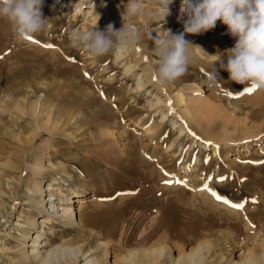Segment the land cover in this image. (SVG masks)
Instances as JSON below:
<instances>
[{"label":"rangeland","instance_id":"obj_1","mask_svg":"<svg viewBox=\"0 0 264 264\" xmlns=\"http://www.w3.org/2000/svg\"><path fill=\"white\" fill-rule=\"evenodd\" d=\"M127 2L128 0H44L42 11L44 18L49 19V27L44 33L32 37V40L37 41L36 43L31 42L29 39H19L10 23L0 19V103L2 101L0 105V155L2 156H0V163L10 164V167L1 176L4 191L10 196L11 189L19 190L17 210L23 212L22 219L35 216L40 223L46 217V212L42 209L41 204L36 205L25 196V185L27 183L31 185L35 179L40 180L39 177H32L30 170L24 169L23 159L29 146V142L26 141L28 140L26 135L30 133L27 124L28 117L12 115L7 111V106L4 107L3 104L5 102L13 105L14 102L24 100L25 104L29 105L42 99L44 102L46 101L47 106L50 102L48 107L55 120L56 118L68 120L72 116L79 124L76 125L77 128L68 127L69 132L72 133V136L74 135L72 143L68 140L61 141L59 138L56 142V132L53 138H49L50 135L43 134L41 138L35 140L34 146L39 149V154L48 150L52 152L56 146L57 148L59 146V151H61L56 152L57 154L52 156L50 161L56 168L63 164V166L68 167L65 168V173L60 172L61 175L57 173L59 176L54 175L53 177V175L46 173V177L42 179L41 185L46 187L50 179L56 177L58 188L69 189L70 194L67 195V198L74 197L70 202L64 199L62 201L63 195H59V189L56 190L57 187H54V204L58 206V210L72 205L74 217L77 221L80 218L87 219L88 216L91 217V215L103 212L106 215L103 216L104 221L102 222L104 228L111 223H118L116 240L120 237L119 235L123 234L124 237H127L131 232V240L134 238L133 241H137L142 228H148L149 217L147 215L143 216L144 213L141 216L140 212L135 209L137 207L135 195L142 189L147 191L151 188L156 191L160 185L149 184L148 179L152 174L155 180L160 179L161 176L163 179L168 178L162 173V170L168 168L169 171L172 170V172L170 171L171 180L172 178L175 179L174 176L177 174L179 178L186 182V185H181V187L175 184L169 185L170 187L168 186V189L165 190L166 194L163 195L167 197L165 199L172 201L180 195L181 204L194 208V204L200 202L201 198L197 196L196 192H193L192 186L197 188L203 182H206L211 189L219 191L223 197L232 203L243 205L241 209H230L231 212L234 211L241 217L240 224H236L239 228L233 233V237L229 235V231L234 214L226 213L221 207H215L209 213L217 224H226L216 226L213 230L223 234L220 242L226 246L220 245L223 247L220 249V251L222 250L220 253L227 260L232 262L233 259L237 262L240 253L245 252L250 247V245H247L249 243L247 239H243L247 234L246 227L249 228L250 236L264 237V90H254L250 94H246V90L251 88L227 82L228 73L219 70L218 64L215 67L218 69L219 78L225 82H222V85L218 84L210 87L207 72L211 71V65L216 58L212 57L213 60L209 63L198 62L199 58H194L187 74L172 85L175 91L182 93L185 106H187L192 118L191 122L194 124L193 128L200 139L195 140L190 133L183 132L184 135L180 134L179 127L172 126L171 122L168 121L179 111L178 107L176 106L175 112L172 111L165 120L161 121V112L165 111V107H161L162 110L160 111L157 108L158 106H153V102H156L158 96V94L152 95L156 93V89L152 85L141 90L137 88V75L140 74L141 67L153 70L155 65V57L150 49L157 31L169 29L176 33L183 31V17L181 18L179 3H173L170 6V12L163 21L153 22L147 15L151 11L149 3L143 0L145 15L136 21L143 31L142 40L138 46L142 62L138 68H132L131 72L126 73L125 70L132 58L124 56L115 61L116 54L114 53L94 58L82 48L73 47L68 38L69 32L73 29L79 28L82 31L90 29L96 22L95 15L99 16L98 29L103 30L109 24H112L115 29H119L122 26L120 13ZM77 5H81L79 10L75 9ZM226 32V27L217 21L213 30L202 35H188L186 37L199 48L203 46V51H205L204 47L208 45L206 51H211L213 56L222 54L225 49L234 45V39L230 38ZM49 44L52 45L51 48L45 47ZM198 84H201L207 90L203 91L204 89H202L200 92L196 88ZM148 91H152V93L150 94ZM159 96L161 95L159 94ZM27 101H29L28 104ZM65 114H68V116L65 117ZM108 122H110L109 125ZM150 122L153 126H159L156 128L155 133L147 136L143 128ZM103 123L106 125L103 126ZM100 124L103 126L101 129ZM15 125L24 127V132L20 138L24 142L21 143L22 145L14 139V135L19 132L14 128ZM248 129L254 131L255 135L246 137L245 133ZM101 131L104 134L103 138L99 137ZM11 133L14 135L12 136ZM161 133V136L166 134V138H157ZM128 134L130 138L134 134L132 137L137 141L136 146L139 148L130 158L122 157L123 161L121 159L119 161L121 148L118 147L122 146L123 139ZM153 137H156V139H153ZM130 138H126V140ZM50 139L56 140L54 141L55 145L50 144ZM98 141L100 144L97 143ZM153 142L159 143L156 151ZM57 143L60 145H56ZM95 144L97 147L99 146V149H102V153L109 154L110 157L118 160L120 166L118 165V168L114 167L115 174L107 170L108 167L99 164L101 163L99 156L102 154L100 155L99 151H95L97 148ZM247 145L250 146L248 151H242L243 147ZM140 146H143L142 148L149 155L158 159L157 161L160 160L161 163L154 162V159L149 160L146 155L141 153L143 149ZM47 147H50L51 150ZM87 147L90 148V151L87 150ZM139 149L140 153L137 151ZM168 149L170 151H167ZM117 150H119V156L116 153ZM91 152L97 153L98 156ZM140 156L146 158V161H150L149 166H142ZM95 157L98 159H95ZM29 159L27 163L30 164L31 162L32 164L34 158L29 157ZM47 160L49 159H46L45 162ZM90 160L94 162L92 163ZM97 160L100 162L98 163ZM74 162L76 163L74 164ZM170 165L171 167H169ZM81 166H83L84 172L86 167L91 166V173L90 171H86V174L81 173ZM92 166L95 170L92 169ZM22 169L24 171L22 177H20L19 174ZM150 169L154 173L152 170L150 172ZM94 173H97L98 177ZM69 174L72 178L67 176ZM91 178L96 182L93 183ZM88 183H93L95 186L93 187ZM73 190L81 193L82 196L75 197V194L71 193ZM182 192H185L183 193L185 196ZM193 194H196V196L194 197ZM48 195V192L43 194L42 204L47 205ZM149 195L148 193L146 197H149ZM76 199L82 200L80 209L79 204L75 203ZM148 199H151V197L144 200L147 207H149L151 201ZM201 207L200 210L206 212L207 206L203 205ZM194 210L192 209V211ZM241 211H247L249 215L247 221ZM17 215V212L12 213L9 218L10 222L5 223V225L3 223L0 227V231H3V235L0 233V245L5 242V245L10 248L9 254L11 256L18 255L24 247L30 250L29 246L31 244L30 237L27 238L25 246L21 245L18 239L8 238L7 241H4L6 233L9 232L15 237L20 236L19 231H15L12 227V224L17 220ZM74 230L65 226L55 217L44 226L40 236V240H43L41 244L44 247L40 250L45 253L52 246L60 244L63 239L64 241L70 239H78L79 241ZM38 231H41L40 225L36 229H31L30 234L34 237ZM234 242H239L240 245L236 244L233 249L232 244ZM101 243H105V241ZM194 246L196 245H188L186 251ZM109 247L106 260L111 263L114 261L113 245H109ZM173 254L176 256L177 252L174 251ZM97 255L100 256L101 253L99 252ZM0 264H9V259L2 253H0Z\"/></svg>","mask_w":264,"mask_h":264},{"label":"bare ground","instance_id":"obj_2","mask_svg":"<svg viewBox=\"0 0 264 264\" xmlns=\"http://www.w3.org/2000/svg\"><path fill=\"white\" fill-rule=\"evenodd\" d=\"M114 1H116V0H114ZM145 1L149 3V0H145ZM175 3H177V4L179 3L178 6H181V0H174V4ZM81 5L75 6V9L79 10V8H81ZM116 12H117V10H116ZM119 13H120V11H119ZM98 14L100 15V12ZM181 18H182V15H181ZM141 30H142V28H141ZM142 33H143V31H142ZM185 38L187 39V37H185ZM187 40H189V39H187ZM204 44H206V43H204ZM207 46L204 47L205 51H203V52L208 56H212L211 51H209V50L206 51ZM202 48H203V46L200 49H202ZM213 48H215V47H213ZM139 52L140 51H139V48L137 46V47L132 48V49H130L124 53L116 54V57H115L116 60L115 61H117L118 59H121L124 56L128 57V58H132V60L129 61L128 65L126 66V70H125L126 73L131 72L132 68H134V67L138 68L142 62V58L139 56L140 55ZM192 56H193V59L199 58L198 62H203V63L204 62L209 63L211 60H213L212 57H203L196 49L192 50ZM137 77H138L137 78V88L139 90L147 88L149 85H152L154 87V89H156V93H154L152 95L155 96L158 94V96L156 97V99H157L156 102L155 101L153 102V106L154 107L158 106L157 108L160 111L162 110L161 107L164 106L165 111H166V112L165 111L161 112V116H162L161 121L165 120L167 115L170 114L172 111L175 112V107L177 106L179 111L174 114L173 118L168 119V121L171 122L172 126L179 127L180 134H182L183 132L184 133L186 132V133H190V135L193 136V138H195V140L200 139L196 135V131L193 128L194 124H192V122H191L192 118H191L190 112H189L187 106H185L184 98H183V95L180 91H175L172 84L167 86V87H161L156 82V80L154 79L153 71L150 70V68L148 69L147 67H141V72H140V74L137 75ZM196 88L200 92L202 91V89H204L203 91L207 90V89L203 88V86L201 84H198V86ZM148 92H150V94L152 93V91H148ZM159 94L161 96H159ZM6 102H8V101H6ZM28 102L29 101H27V104H28ZM45 102L42 99H40L39 101L32 102L29 105H26L24 100H19L16 103L14 102L13 105H9V103L7 104L5 102L3 103L4 107L7 106L6 107L8 109L7 111H9V113H11L12 115L13 114L15 116L24 115V116L28 117L27 118L28 119L27 124H28L29 130H30V133L26 135L27 139H28L26 141L29 142V146L27 147V154H26V156H24V159H23L24 166H25L24 169L30 170L29 171L30 175L32 177H39L40 180L38 181L37 179H35V181H32L31 185H30V183H27V185H25V187H26L25 196L28 198L29 201H31V202L33 201L36 205L41 204L42 209L46 212L45 213L46 217L44 219H42V221L40 223L36 220L35 216H30L29 218L22 219V217L24 215L23 212L17 210V206L19 204V201H18V198H19L18 196L20 193L19 190L18 189H11V195L9 196V194L6 193L4 191V188H3L4 186L2 183V177L1 176H3L2 174H4V171L8 167H10V164L9 163L7 164L6 162H5L6 164L0 163V227H2L3 223L5 225V223L10 222L9 218H10V216H12V213L17 212L18 213L17 220L15 221V223L12 224V227L15 231H19V234H20L19 237H15V236L9 234L10 232L6 233L4 241H7L8 238L9 239L13 238L15 240L18 239L19 243L21 245L25 246L27 238H29V237L31 238V244L29 246L30 250H27L26 247H24L23 250L18 253V255H14V256H11L9 254L10 248L7 247V245H5V242L2 241L3 243L0 245V253H2V255H4L6 258L9 259V264H80V263H82V264H264V237L263 236H260V237L250 236V233L248 232L249 231L248 227H246L247 234H245V237L243 239L244 240L247 239V241L250 243V244L248 243L247 245H250V247H248V249L245 252L242 251L240 253V257H239L237 262L233 261V259H232V262L227 260L223 256V254L220 253L222 251V250L220 251V249L223 248L220 245L221 244L224 245V243L220 242V240H222V238H223L222 237L223 234L222 233L219 234L220 232L219 233L214 232L213 230H214V228H216V226H220L223 223L217 224L210 217L209 213L211 211H213L215 207H221L226 213L229 212L231 214H234L233 215L234 218L232 220L233 222L231 223L232 226L230 227V231H229L230 233L228 232L229 235H231L232 237H233V235H234L233 233H235L236 229L239 228L238 225H236V224H240L241 217L238 213H235L234 211L231 212L232 210H230V209H235V208L229 206V204H234V202L232 203L227 198L223 197L219 193V191H217L213 188L211 189V187L208 185V183L202 181L203 183L199 187L195 188L194 186H192L193 192H196L197 196L201 198L200 202L194 204V206H195L194 208L188 207L187 205L185 206V205H183V203L181 204L182 201L180 202V200H181V198H179L180 195L178 198H175L172 201L165 199L167 197L163 196V195L166 194L165 190L168 189L169 185L172 186L175 184V185H179L180 187H181V185H186V182L183 181L181 178H179L178 177L179 175L177 176V174H176V176H174L175 179L172 178V180H171L170 177H172V176L170 175V171L172 172V170L170 169V171H169L168 168H166L167 170H162V173L164 174V176L168 177L166 179L161 178L162 177L161 176V177H159L160 179L155 180V179H153L154 175L150 174L151 176L148 179L149 184L155 183V184L160 185L156 191L151 189V188L147 191L145 189H142L140 192L137 193V195H135V197L137 198L136 199L137 200L136 201L137 207L135 209H137L140 212L141 216L144 213L143 216L147 215L149 217L148 218L149 219L148 220V224H149L148 228L147 227L142 228V231L139 234V238L137 239V241L136 240L133 241L134 238L131 240V236H132V235H130L131 232L128 234L127 237H124L123 234L119 235L120 237L118 238V240H116V228H117L118 223H111L106 228H104L102 226V222L104 221L103 216H106V215L103 212L96 213L93 216L91 215V217L88 216L87 219L80 218L79 221H77L76 217H74V209L72 208V205H70L67 208H62L61 210H58V206H56L54 204V196H55V193L53 192L54 187H57L56 190L59 189V195L60 194L63 195V198H61L62 201L64 199L65 201L70 202L71 199L74 197L67 198V195L70 194V192H69L70 190L67 188H58V184L56 183V181H57L56 177L50 179V181L46 185V187L44 185L45 189L41 185L42 181H43L42 179H44V177H46V173L53 175V177H54V175H58L57 173H60V172L65 173L66 172L65 168H68V167L63 166L64 164L63 165L59 164L60 167L56 168V166L50 161L52 156H55L57 154L56 152L61 151V150L59 151V149H60L59 146H58V148L56 146L52 152H49V150H48L46 152L43 151V153L41 152L42 154H39L38 153L39 149L35 148V146H34L35 140L39 137L41 138L43 136V134L44 135H50L49 138H53V137H55L54 135L56 132L57 141L56 140H54V141L58 142V138H59L61 141L68 140L70 143H72L74 135L72 136V133L69 132L68 127L73 126V128L74 127L77 128L76 125L78 124V122H76L75 117L73 119L72 116H70V118L68 120L67 119L62 120V119H57V118L55 120L50 109H49V107H48L50 102L48 103V106ZM1 104H2V101H1L0 105ZM4 110H5V108H4ZM57 113H58V111H57ZM55 114H56V112H55ZM2 115H3V113H2ZM66 115L68 116V114H65V117H66ZM105 123H107V122H105ZM109 124H110V122H108V125ZM104 125H106V124L103 123V126ZM100 126H101L100 129H101L103 126H102V124H100ZM155 126H153V124L151 125V122H150V124H146L144 126L143 131L145 132V134L147 136H150V135H152L151 133L156 132V128L159 125L156 127ZM97 127H99V125ZM14 128H16L17 131H19L17 134H15V135L13 134L14 139H16V141L18 140L20 142L18 144L24 143L20 139L22 137V133L24 132L23 131L24 127L15 125ZM26 129H28V128H26ZM163 129H164V127H163ZM10 131H11V129H10ZM11 135H12V133H11ZM132 135H134V134H132ZM132 135L130 138L129 134H128V136L126 138L127 139L130 138V139L129 140H126V138L123 139L124 141L123 140L122 141L124 143L122 144V146L121 147L117 146L118 148H121L120 151L117 150V152H116L117 154H118V151L120 153L119 161H120V159H121V161H123L122 160L123 158H126V159L130 158V156H132L136 153V149L139 148V147L137 148V146H136L137 141H135V139L132 137ZM161 135H162V133L160 135H158L157 138H160V137H161L160 139H162V137L166 138V134L164 136H161ZM182 135H184V134H182ZM245 135H246V137H251V136H254L255 133H254V131H251V129H248L246 131ZM25 137H24V139H25ZM99 137L100 138L104 137V134L102 133V131L99 132ZM153 139H156V137H153ZM0 140H1V138H0ZM38 140H37V142H38ZM13 141H15V140H13ZM52 141L53 140H51L49 142H51L50 144H52V146H53L55 144H54V141L53 142ZM75 141H77V140H75ZM93 141H94V139H93ZM200 141H202V140H200ZM97 143H99V141ZM204 143H205V141H204ZM154 144H155L154 148L156 151V148L158 147L159 143L157 144L155 142ZM56 145H60V144L57 143ZM52 146H50V147H52ZM95 146H96V144H95ZM38 147H39V145H38ZM43 147H45V145H43ZM50 147H47V148H49L51 150ZM98 147L96 148V150L93 149L97 152L99 151L100 155L102 154L101 156H99L101 163H99L100 161L97 160L98 163L101 164V166L103 165V166L108 167L107 170L112 171V174H115L114 167L118 168V165H119L118 160L116 158L110 157L109 154L102 153V149L101 148L99 149ZM102 147H104V146H102ZM249 147H250L249 145L244 146L242 151H248ZM108 148H110V147H108ZM170 148H171V146H170ZM89 149L87 147V150H89ZM142 149H143V151H142ZM142 149H141V151H142L141 153L143 155H146L149 160L154 159V162L161 163L160 160L157 161L158 159H156L152 155H149L147 153V151L144 150V148H142ZM76 150H77V148H76ZM91 151H92V149H91ZM137 151L140 153V149ZM167 151H170V150L168 149ZM94 152H91V153H94ZM87 153H88V151H87ZM94 154L97 155V153H94ZM94 154H92V155H94ZM111 156H113V155H111ZM118 156H119V154H118ZM29 157L34 158V161L32 160V162H33L32 164H31V162H30V164L27 163V160L29 159ZM96 157H95V159H98ZM77 158H75V159H77ZM46 159H49L46 161L47 163L45 162ZM73 159H74V157H73ZM90 159H91V157H90ZM93 160H90V161H92V163H93L94 162ZM140 160L143 163L142 166H144V167L147 166L148 164H150V161L149 160L146 161L147 159L142 158V156H140ZM65 163H66V161H65ZM75 163L76 162H74V164ZM163 165L164 164H162V166ZM169 167H171V165ZM80 168L82 169L81 173H85L86 171H88V172L90 171V173H91V166L86 167L85 172L83 171L84 170L83 166H81ZM163 168H165V167L163 166ZM24 169L21 170V172L19 174L20 177H22V172L24 171ZM92 169L95 170V168H93V166H92ZM27 170H25V171H27ZM151 170L152 169H150V172H151ZM186 170H187V167H186ZM88 172H87V174H88ZM152 172H153V170H152ZM96 174L94 173V175H96ZM59 175H61V173ZM174 175H175V173H174ZM67 176L71 177L70 174ZM93 178H91V179L93 180V183H94V182H96V180H94ZM88 180H90V179H88ZM175 181H176V183H175ZM88 182H90V181H88ZM53 183H55V184H53ZM93 183H88V184H91L94 187L95 184L93 185ZM89 187H91V186H89ZM175 191H176V189H175ZM46 192H48L49 195H48V200L46 202L47 205H44V204H42L43 194ZM66 193H68V194H66ZM71 193L75 194V197H81L82 196L81 193L74 191V190ZM148 193L151 195V196L149 195V197H151V199H148V200H151L149 205H148L149 207H147L146 206L147 204L144 203V200L146 198H149V197H146V196H148ZM183 193H185V192H182V194ZM196 194L195 195L193 194V196L195 197ZM162 196L164 197V199ZM183 196H185V194H183ZM37 197H38V199H37ZM216 197H220V200H217ZM41 199H42V201H41ZM223 200H227L229 202V204H225V203L221 202ZM75 203L79 204V206H80L79 209L82 207V200L76 199ZM203 205L207 206L206 212L200 210V208H202L201 206H203ZM192 209H195V210L192 211ZM241 212L243 213L244 219L247 221V219L249 218L247 211H245V212L241 211ZM55 217H56V219L58 218L61 223H64L65 226L71 227V229H75L74 231L77 233V235H78L77 238H79V241H78V239L77 240L70 239V240H65V241L63 239L60 244L52 246L51 249H49L47 252L43 253L40 250L42 247H44V245L41 244V242L43 240H40V236L42 235V231L44 229V226L46 224H48L51 220H53ZM96 220H98V221H96ZM219 220H220V218H219ZM38 225L41 226V231L36 232L35 236L32 237V235L30 234V230L38 228ZM223 225H226V224H223ZM124 226H123V228H124ZM250 227H252V226H250ZM2 232L3 231H0L1 234H2ZM227 236H226V239H227ZM229 239L232 240L231 237H229ZM102 241H105V243L100 244V242H102ZM132 241H133V243H132ZM227 243H229V242H227ZM194 244L196 246H194L193 248H190L189 251H186V247L188 245H194ZM236 244L240 245L239 242H236V243L234 242L232 244L233 249L236 246ZM109 245H113V253H114V261L111 263L106 260V256L108 255V251L110 248ZM224 246H226V245H224ZM218 250H219V253H218ZM174 251L177 252L176 256H174V254H173ZM230 251H228V252H230ZM99 252L101 253L100 256L97 255ZM104 262H106V263H104Z\"/></svg>","mask_w":264,"mask_h":264},{"label":"clouds","instance_id":"obj_3","mask_svg":"<svg viewBox=\"0 0 264 264\" xmlns=\"http://www.w3.org/2000/svg\"><path fill=\"white\" fill-rule=\"evenodd\" d=\"M174 0H149L147 13L153 22L163 21ZM44 0H0V19L10 23L21 40L47 31L49 19L44 18ZM182 32L157 31L150 52L155 57L153 76L161 87L174 84L187 74L196 49L203 57H214L207 72L209 86L222 85L218 69L228 73V81L254 90H264V0H181ZM145 15L143 0H128L120 13L122 26L112 24L103 30L96 22L86 30L69 32L73 47L82 48L94 58L109 53L121 54L139 46L142 30L136 21ZM217 21L226 27L234 45L222 54L206 55L185 37L202 35L216 27ZM162 27V25H161ZM226 82V83H227Z\"/></svg>","mask_w":264,"mask_h":264},{"label":"snow or ice","instance_id":"obj_4","mask_svg":"<svg viewBox=\"0 0 264 264\" xmlns=\"http://www.w3.org/2000/svg\"><path fill=\"white\" fill-rule=\"evenodd\" d=\"M31 42H33V43H36L37 41H35V40H32V38H28ZM45 47H48V48H51L52 47V45H45ZM252 91H254V89H247L246 90V94H250ZM216 199L217 200H220V197H216ZM221 202H223V203H225V204H229V202L227 201V200H223V201H221ZM253 202H255V201H253ZM229 206L230 207H233V208H235V209H241L242 207H243V205H241V204H229Z\"/></svg>","mask_w":264,"mask_h":264}]
</instances>
